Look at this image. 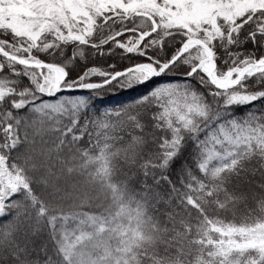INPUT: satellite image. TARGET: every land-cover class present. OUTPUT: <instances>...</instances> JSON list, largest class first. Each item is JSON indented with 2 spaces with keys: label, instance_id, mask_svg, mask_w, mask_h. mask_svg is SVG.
Segmentation results:
<instances>
[{
  "label": "snow or ice",
  "instance_id": "obj_1",
  "mask_svg": "<svg viewBox=\"0 0 264 264\" xmlns=\"http://www.w3.org/2000/svg\"><path fill=\"white\" fill-rule=\"evenodd\" d=\"M85 48L141 59L72 78ZM155 78L92 119L91 96L65 95ZM253 159L264 170V0H0V264H264V184L259 215L220 218ZM92 193L98 211H65Z\"/></svg>",
  "mask_w": 264,
  "mask_h": 264
},
{
  "label": "trees",
  "instance_id": "obj_2",
  "mask_svg": "<svg viewBox=\"0 0 264 264\" xmlns=\"http://www.w3.org/2000/svg\"><path fill=\"white\" fill-rule=\"evenodd\" d=\"M121 39H124L123 37ZM113 47L111 44L105 46V51L108 48ZM249 49L251 48V45L248 46ZM69 52H71V48L68 49ZM121 50L116 49V52L113 56H99L95 55L93 53V50L90 48H85L86 53V60L85 61H78L76 64V67L73 71L70 72V76L72 78H75L80 72L83 70L86 66L91 65H97L106 67L109 63H115L117 65V68H123L128 63L134 62L136 60L141 59L140 57H128L123 58L120 55ZM89 53H93L92 55H89ZM219 64V62H218ZM184 69L178 68L174 70L173 72L168 74V78L175 80L177 82H181L183 77ZM99 77H93V81H98ZM164 82V79L162 78H155L153 81L149 82L145 85H137L134 88H127V87H118L116 83H113L107 87L89 91V90H81L76 93H65V95L73 96V95H86L91 96V111L87 113L89 119H92L95 116H100L102 110L106 107L109 108H116V107H122L125 104L130 103L135 98L139 97L143 93L147 92L149 89L153 88L155 85ZM202 91V89H198ZM141 115L139 119L146 125L144 132L148 133L149 135L146 136V139L149 140V147H153L151 144V134L153 133V129L151 127L152 121L150 119L152 112L156 111V109H140ZM238 115L243 114V110H241ZM109 119L115 120L114 117H110ZM64 123H67V120L63 121ZM81 123H83V118L81 119ZM89 131H94L92 126H89ZM139 134V133H135ZM54 133L51 134H45V139H48L50 136H54ZM121 135L124 136V140L128 139V136L124 133H121ZM156 136H160L161 133L155 132ZM123 145V141L116 144L117 147H121ZM79 146L84 148L88 147V136L85 135V137L79 142ZM189 165H191V161L189 160ZM248 169H255L254 172L249 171L247 173H242V176L244 179L240 182H234V186L236 190L243 191L245 193L246 199L238 202L235 206V208L229 212L221 214L220 218L227 220H235L236 223H240L245 216H247L249 213L252 215H259V209L257 207L256 200L253 197H258L260 195V189L258 185L264 184V170H261L259 167V162L256 159H253L251 162L248 163L246 166ZM139 175V174H137ZM175 178V177H173ZM81 176H66L65 180L67 181V185L76 184L79 181H82ZM65 181L62 180L61 183L63 184ZM233 190L230 188V191ZM93 200L89 203L84 204L83 206H80V201L69 199L67 200L63 207L67 213L72 212H96L99 209L97 208V205L101 203L100 200L95 199L96 193H92ZM105 206H107L110 201H104L103 202ZM162 207V206H158ZM158 214V213H157ZM8 218H4L3 220H0V224L6 223ZM69 230H72L75 227V224L72 220H69L67 225ZM187 250V247H186ZM195 258V248L192 247V255H189L186 257V259L190 261H194Z\"/></svg>",
  "mask_w": 264,
  "mask_h": 264
}]
</instances>
